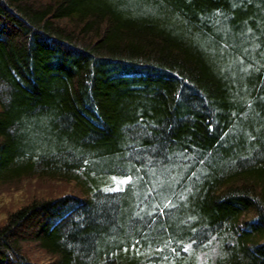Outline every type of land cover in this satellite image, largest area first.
<instances>
[{
    "label": "trees",
    "instance_id": "obj_1",
    "mask_svg": "<svg viewBox=\"0 0 264 264\" xmlns=\"http://www.w3.org/2000/svg\"><path fill=\"white\" fill-rule=\"evenodd\" d=\"M26 181L0 264H264V0H0Z\"/></svg>",
    "mask_w": 264,
    "mask_h": 264
},
{
    "label": "rangeland",
    "instance_id": "obj_2",
    "mask_svg": "<svg viewBox=\"0 0 264 264\" xmlns=\"http://www.w3.org/2000/svg\"><path fill=\"white\" fill-rule=\"evenodd\" d=\"M31 187H33L32 190ZM39 187L44 186L40 184L37 186L36 183L26 181L17 188L12 187L10 190L2 189L0 191V227L8 222V215L18 209L22 205L21 203L34 194ZM64 190L68 191L69 189L64 187ZM33 253L38 255V252L34 251ZM32 256L34 257V255Z\"/></svg>",
    "mask_w": 264,
    "mask_h": 264
}]
</instances>
